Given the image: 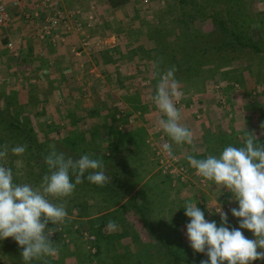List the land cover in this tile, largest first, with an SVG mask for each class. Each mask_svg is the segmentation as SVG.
<instances>
[{"label": "crops", "instance_id": "crops-1", "mask_svg": "<svg viewBox=\"0 0 264 264\" xmlns=\"http://www.w3.org/2000/svg\"><path fill=\"white\" fill-rule=\"evenodd\" d=\"M0 5L9 15L8 21L0 26V111L5 112L4 118L0 115V127L11 126L16 116L15 122L31 129L37 142L88 143V151L79 150V146L68 155L78 159L87 154L101 159L111 182L97 186L86 179V172L83 180L88 183L89 192L83 202H120L127 219L134 213L137 216L128 202H156L159 188L168 193L164 202H191L183 193L175 201L147 145L151 138L149 128L158 124L157 115L162 114L151 100L157 83L153 72L159 68L161 57L151 60L133 54L137 46L149 40L139 42L136 32L130 38L125 34L127 40L119 29L99 33V38L92 37L93 34L89 37L87 8L83 16L74 13L81 8L78 0H0ZM56 13L61 15L58 24L46 33L48 20ZM129 25L135 27V23ZM130 30L127 26V31ZM180 92L176 106L182 114L181 123L193 133V143L176 145L166 136L183 162L190 166L186 155L206 158L212 133L227 123L212 118L211 110L206 108L204 119H199L195 112L197 103L201 100L211 103L207 92ZM227 125L235 129L245 127L234 121ZM111 129L116 135H111ZM8 131L14 141L8 139L4 130L0 132V146L6 141L14 145L22 141V133ZM98 143L108 149L97 153ZM8 149L11 152L10 146ZM62 151L66 153V147ZM211 185L210 192L203 194L214 199L212 192L222 198L227 191L229 200H233L232 207L238 208L231 192L219 189L214 182ZM179 216L171 217L182 218L181 222L184 220L186 224L190 220L184 213ZM227 217L238 227L240 218L233 217L229 210ZM135 220L139 224L140 219Z\"/></svg>", "mask_w": 264, "mask_h": 264}, {"label": "rangeland", "instance_id": "rangeland-1", "mask_svg": "<svg viewBox=\"0 0 264 264\" xmlns=\"http://www.w3.org/2000/svg\"><path fill=\"white\" fill-rule=\"evenodd\" d=\"M178 1L179 0H124L122 2L120 0H78L81 8L74 13L83 16L84 9L85 7L87 8L89 37L93 34L94 36L92 37L96 38L97 36L99 38V33L119 29L124 32L123 37L127 39L133 37V32L134 34L136 32L137 36L135 37L139 39V42L141 40L145 43V41L149 40L150 43L147 41V44L137 46V49L134 51L136 53L133 55L144 59L149 58L151 60H156L162 57L160 53H162L161 48L164 47L163 45H166L168 48L170 47L171 50L175 44H181V39L178 37L175 38V36H172L170 39L165 38L167 30L175 31L173 28L179 25L178 17L180 16L181 7ZM194 1L199 2L201 0ZM115 2L118 4L114 5ZM203 3H207L208 6L212 4L211 0H203ZM214 8L221 13L226 10L233 12L230 16L231 20L229 21L227 14L221 15L227 26L233 28V20H238L241 25L240 28L243 29V33L247 38H250L255 43L259 41L262 42L263 40L264 44V0H217L214 1ZM242 11L248 13L244 14ZM246 15L248 19L245 18ZM82 22H84V19H82ZM133 23H135L134 28L129 25ZM193 23L196 28L201 30L205 29L204 31L211 33L210 35L212 38L209 39L210 43L208 45H211L212 39L214 43H219V32L221 30L218 28L216 29V25H214L210 19H204L199 16ZM127 26L131 28L130 31H127ZM157 32L160 35H158ZM190 44V46H192V43ZM260 46V52L252 48L238 46L236 51H230L227 54L212 55L214 63H206L202 68V72L207 75L203 81L202 92L195 91V87L200 78H196V83L190 82L185 86L182 81H179V88L181 91L187 94H205L207 92L211 97V103L207 101L203 103V100L197 103L198 109L195 112L198 113H196L197 115H200V120L204 119V110L210 109L211 117L220 122L225 121L228 124V122L234 121L237 125H243L245 123L247 125L249 124L248 126L250 127V124L253 122V125L255 124L253 128L256 127L259 116L261 113L264 114V45ZM143 84L147 85V80H144ZM203 106L204 109L202 108ZM142 111H144V108ZM113 114H115V112H112V115ZM160 118H162V114H158L156 120ZM227 124L221 127V130L227 129L226 133L228 134L230 128ZM3 129L4 128L1 126L0 132L3 133L5 130L8 139L10 138L14 141L11 132L8 131L9 129ZM112 130L113 129L110 131L111 135H116ZM255 132L257 135L264 134V130H261L259 127H256ZM149 133L151 138L147 140V145L152 152V157L159 174L164 178L166 183H169L167 186L169 192L176 197L175 201L178 200L180 194L183 193L191 202L197 203V207L204 212L206 220L216 221L217 226H220V216L219 213L216 212L219 206L225 213L233 208L231 205L233 200H229L227 191L224 192L222 198H218L219 194L217 192H212L211 194L214 199L207 197V195L203 193L210 192L209 188L212 186V181L197 175L194 168L191 169L190 166L183 162L181 156L173 149V146L171 155L163 151L162 145L165 142H171L166 136V133L159 128L158 124L154 123L153 127L149 128ZM8 142L9 141H6V144L2 143L0 149L2 150L4 145L12 148L17 145L29 144L23 141H18L16 145ZM40 143L41 147L47 152H49L48 143L55 144L48 141ZM56 146H59L61 150H63V147H66V156H69L68 152H73L75 147L79 148V146V150L84 148L88 151V143L86 144L83 142L75 144L62 143L61 145L56 144ZM95 147L99 154L102 149H108L102 143H98ZM170 156H172V158H170ZM38 159L39 154L33 150L32 146L30 149L26 147V151L20 156L8 152L5 158L0 159V164L12 169L13 183L30 184L33 187H39L43 176L48 173V169H46V171L42 170L41 167L38 166ZM72 181L75 182V177H72ZM88 192V183L83 180L82 183L76 185L73 193L68 197H48L53 203H65L68 213V218L63 224L52 225L51 222H49L46 225L47 228H53L55 231L50 239L58 248V256H48L39 260L33 259L27 262V264L132 263V261H130L131 256L139 252L140 249L134 246L135 244L131 242L129 236L120 237L121 232L129 227L133 228L135 233H138L139 242L152 243V247H149L148 250L153 254L152 258L154 262L157 259L158 263L174 264L171 258L164 255L163 252L159 253L157 251L159 247L156 246L154 239L151 240L150 230L142 224L138 226V221L135 220L139 218L138 215L136 216L134 213L129 215L127 219L126 216L123 215L124 209L120 205V202H109V204L108 202H83L82 200L88 197ZM159 192L156 202H136L139 205L150 204L147 206L148 209L146 208L149 212V223H153L154 226H152L162 233L166 242L169 244L176 245L179 243L178 246L182 247V243H188L190 249L184 247L187 248V250H185V252H187L185 256L194 263L200 264L201 260H207L208 257L204 253H199L198 255V252H195L190 247V243L186 236L185 221L183 220V222H181L182 218L171 217H175L176 215L179 216L180 214L183 215L185 212L183 207L187 202H164L167 200L168 193L162 188H159ZM216 194H218L217 198L215 197ZM180 209H182V211H179ZM106 215L108 216L106 221L107 225L103 227L101 232H103L102 234L105 233L104 235L108 236V238L103 239L100 243L102 250L101 253L97 255L94 247L97 236L95 234V228L97 224H99L98 221L100 218ZM110 221L116 223L117 227L115 229L108 226ZM241 231L246 238H255L250 230L241 229ZM102 237L103 236L100 234L99 238L102 239ZM142 245L143 244H141V246ZM257 251H264V249L258 248ZM21 252L22 247L18 246L13 238L8 237L0 240V264H26L20 255ZM224 264H227V262L225 261ZM250 264H264V259L251 261Z\"/></svg>", "mask_w": 264, "mask_h": 264}, {"label": "clouds", "instance_id": "clouds-1", "mask_svg": "<svg viewBox=\"0 0 264 264\" xmlns=\"http://www.w3.org/2000/svg\"><path fill=\"white\" fill-rule=\"evenodd\" d=\"M177 69L172 66L160 71L157 67L153 79L157 80L152 102L162 113L158 126L176 145L193 143V133L181 123L182 114L176 106L181 98L179 81L175 78ZM264 128V124L261 125ZM258 137L252 131L243 130L242 146L229 145L219 155L209 154L197 159L186 155L190 166L197 175L214 182L216 186L232 193V199L238 202V208H232L233 217L240 218L238 228L227 226V213L220 206L216 212L220 216V226L216 221L205 219L204 212L197 203L184 205L185 216L190 218L186 224V236L190 247L198 253H204L208 259L200 264H250L251 261L264 259V145L257 142ZM26 145L11 148L13 155H23ZM162 149L172 154V144L165 142ZM8 146L0 150V159L8 154ZM48 173L42 178L39 187L30 184L13 183L12 169L0 164V240L11 237L18 246L23 261L58 256V248L50 237L55 232L46 225H60L68 218L65 203H53L49 196L62 198L70 196L76 185L86 179L103 187L111 182L105 173L101 159L81 155L78 159L58 152L55 145H49L45 156ZM75 177V182L72 177ZM110 228L117 227L110 221ZM241 229L252 232L254 239L246 238Z\"/></svg>", "mask_w": 264, "mask_h": 264}, {"label": "trees", "instance_id": "trees-1", "mask_svg": "<svg viewBox=\"0 0 264 264\" xmlns=\"http://www.w3.org/2000/svg\"><path fill=\"white\" fill-rule=\"evenodd\" d=\"M120 1L123 2L124 0H120ZM214 1L217 0H211L212 4L211 5L209 4L208 6L207 3H203V0L199 2H196L194 0H179L178 4L181 7V11L179 13L180 16L178 17L179 25L173 28L175 31L167 30L165 33V38L170 39V37L172 36L173 37L175 36V38L178 37L181 39V44L180 45L175 44L171 48V50L170 47L168 48L166 47V45H163L164 47L161 48L162 57L160 60L159 69L163 71L172 66H175V68L177 69L175 73V78L180 82L182 81L184 86L190 82L196 83V80L200 78L199 82L195 87L196 92L203 91V81L207 75L204 72H202V68L205 66L206 63L209 64L214 63V59H212L213 57L212 55H218V54L221 55L222 53L227 54L230 51H236L238 46L243 48H252L257 52H260L261 51L260 45L262 46L264 45L263 40L262 42L259 41L258 43H255L250 38H247L246 35L243 33V29L240 28L241 25L239 24L238 20H233L234 21L232 22V26H234L233 28L227 26V24L223 21L224 19L221 17V15L227 14L228 15L227 18L229 21L231 20L230 16L233 14V12H230V10H226L223 13L217 11L214 8ZM115 4L118 3L115 2L114 5ZM242 12L244 14L248 13L246 11H242ZM199 16L203 17L204 19H210L211 22L214 25H216L215 28L221 30L220 32L218 31L220 35L219 43L217 44L214 43V40L212 39L211 45H208L210 43L209 39L212 38V36L210 35L211 33L204 31L205 29L201 30L196 28L193 23L195 19L198 18ZM245 18L248 19V16L246 15ZM157 34L160 35L158 32ZM190 43H192V46H190L191 45ZM0 115L3 116L4 118L5 112L0 111ZM9 120H11V118H9ZM15 120H16V116L15 117L13 116L11 120L12 121L11 126L6 127V129L13 130L16 133V135L17 133L20 134L22 133L23 136L22 141L24 139L28 140V141H23L25 143L26 142L29 143V144L26 143L28 149L32 148L33 146V150L36 151L37 154H39V159L37 160L39 161L38 166L41 167L42 170L46 171V169L48 168L47 165L45 164V156L48 154V152L41 147L40 142H37L35 138H33V136L31 135V129L22 127L21 125L17 124ZM262 124H264L263 113H261V115L259 116L256 127L261 128ZM248 125L245 124L244 125L245 127H242L241 129L230 128L228 134L221 129L216 133H212L211 140L207 146L208 152L212 155L218 156L224 147H227L229 145L235 147L242 146L241 141H242L244 129H246L247 131L254 132V134L258 137L257 142L264 145V134L261 135L256 134L255 132L256 127L253 128L255 125V124L253 125V122L252 124H250L251 127ZM261 130H264V128H261ZM48 144L56 146V144H52V143H48ZM56 150L58 152L62 151L59 148V146H56ZM128 203L130 204L129 205L130 207L133 206L135 208L136 214L139 216L140 222L138 225L142 224L144 227L150 230V234H151L150 238L151 240L153 239L155 240L156 246L159 247V249H157L159 253L163 252L164 255H166L167 257L171 258L172 261H174L173 262L174 264H197L185 256L187 254L185 250H187V248L190 249L187 243L186 244L182 243V247H179L178 246L179 243L173 245L166 242L162 233L157 229H155V227H153L154 226L153 223L151 222L149 223L148 220L149 212L146 210V207L143 204L139 205L136 202H128ZM107 217L108 216L106 215L100 218V220L98 221L99 224H97V227L95 228L96 230L95 234L97 236L95 235L96 239L94 242V247L96 249L97 255H99L102 250L100 243L103 241V239L108 238V236L104 235L105 233L102 234L103 232H101L103 227L107 225L106 224ZM227 226L230 228H235L229 221H227ZM130 228L126 229L125 231H122L120 237L129 236L131 242L135 244L134 246L137 247V249H140V251L136 252L138 255L136 253L134 254L132 253L133 255L131 254L132 256L130 261H132V263L129 264H162V263H158L157 259L155 262L153 261L152 258L153 254L148 250L149 247H152V243L139 242L138 233L137 232L135 233L133 228H131L130 231L132 233L128 232ZM100 234L103 236L102 239L99 238ZM141 244L143 245L141 246ZM197 254L199 255V253Z\"/></svg>", "mask_w": 264, "mask_h": 264}, {"label": "built area", "instance_id": "built-area-1", "mask_svg": "<svg viewBox=\"0 0 264 264\" xmlns=\"http://www.w3.org/2000/svg\"><path fill=\"white\" fill-rule=\"evenodd\" d=\"M60 17H61V15H58L56 13L55 16H53L52 18H50L48 20L49 26L45 29L46 33H48L49 29L54 30V28L58 24V20L60 19ZM8 18H9V15H8V12L6 11L5 7L3 5H0V26L4 25L8 21ZM8 46L11 47V44H8ZM170 158H172V156H170Z\"/></svg>", "mask_w": 264, "mask_h": 264}]
</instances>
